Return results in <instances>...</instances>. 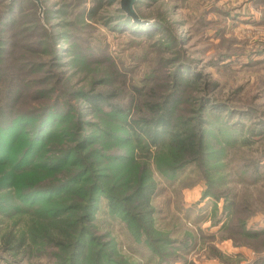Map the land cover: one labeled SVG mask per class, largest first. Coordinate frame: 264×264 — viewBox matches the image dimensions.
<instances>
[{
  "label": "rangeland",
  "instance_id": "rangeland-1",
  "mask_svg": "<svg viewBox=\"0 0 264 264\" xmlns=\"http://www.w3.org/2000/svg\"><path fill=\"white\" fill-rule=\"evenodd\" d=\"M38 2L42 7L33 0H19L9 25L0 31L1 97V86L7 79L15 89H21L20 100L26 98L23 85L30 87L29 98L38 99L39 88L46 87L50 94L43 99L51 102L60 97L65 101L60 109L70 111L71 120L86 117L97 120L100 126L103 122L98 115L103 113L97 114L100 111L91 110L88 100L69 92L89 87L90 81L97 82L96 87L101 89H110L119 82L121 86L126 84V91L131 82L143 87L151 76L148 87L159 96L172 90L173 80L190 77L197 71L206 80L219 83L218 88L209 86L206 90L201 87L202 81L192 83L195 79L182 85L185 97L178 115L190 119L202 115L207 129L205 159L199 166L172 174L174 164L169 162L166 149L158 146H151L152 154L135 163L131 154L125 160L109 159L112 152L126 153L115 145L100 150L102 160L97 157L101 160L97 174L105 187H115L119 196L123 193L121 188L131 190L134 173L144 161L148 163L152 183V222L148 227L153 228L160 242L153 244L152 249L145 240L146 229L139 228L137 221L123 219L102 193L92 231L109 241L119 257H125L124 264H262L264 0H139L136 7L141 21L153 25L152 36L133 34L126 28L130 25L120 26L121 0ZM7 3L8 0H0V13ZM105 77H109L107 86L101 81ZM205 96L228 108L200 104V98ZM130 98L124 97L125 106L133 113L136 108L129 103ZM78 128L69 124L67 132L71 136L63 139L62 147H77L75 138L80 135L76 132H82ZM88 131L85 127L83 132ZM101 135L100 131L99 143ZM107 139L110 144L116 143ZM28 184L20 186L25 188ZM77 186L65 195L53 197L52 202L41 200L33 206L18 200L10 183L1 188L4 200L0 201V264L53 261L54 248L50 245L35 244L27 237L13 253L5 247L2 236L10 231L19 237L33 224H46V217L35 207L72 203L77 197L63 200ZM254 231L258 233L254 235ZM92 259L93 256L87 264Z\"/></svg>",
  "mask_w": 264,
  "mask_h": 264
},
{
  "label": "trees",
  "instance_id": "trees-1",
  "mask_svg": "<svg viewBox=\"0 0 264 264\" xmlns=\"http://www.w3.org/2000/svg\"><path fill=\"white\" fill-rule=\"evenodd\" d=\"M33 1L42 7L38 0ZM138 1L135 0L132 4L134 14L126 11L122 5L118 8L120 12L118 16L123 22L120 26L130 25V28H126L133 34L143 33L152 36L151 30L154 27L141 21L142 15L136 7ZM18 6L19 0H8L7 8L0 13V31L7 28ZM171 37L174 39L172 33ZM178 41L180 42V39ZM62 51L63 49L59 54ZM165 63L168 64V61L165 60ZM3 78H6V74ZM108 78H101L104 85ZM148 79V83L143 87L137 86L135 82H129L131 86L126 91L124 89L127 87L126 84L121 86L119 82L111 85L110 89H101L96 87L97 82L90 81L89 87L69 92L88 100L91 110L100 111L96 112L97 114L103 113L98 115L103 122L100 126L97 120L86 117L78 118V121L71 120L70 111L60 109L65 105V101L60 97L51 102L43 99L50 94L46 87L39 88L40 92L37 95L41 98L38 99L29 98L30 87L23 85L26 98L20 100L21 89H15L9 79L4 80L1 86L4 94L2 97L0 95V107L3 106L0 114V190L6 183H10L17 192L18 200L33 206L36 202H42L41 200L52 202L50 199L65 195L74 185L79 184L63 200L65 202L68 198L77 197L72 203H50L46 208L35 207L41 216L46 217V224L42 222L33 224L31 230L22 232L19 237L10 231L5 232L2 240L8 251L16 253L29 237L35 244H47L54 248V259L50 264H87L91 256L93 259L90 264H124L125 257H119L109 241L92 231V228L96 227L93 222L100 193L109 197L112 210L116 209L117 214L120 213L123 219L127 222L137 221L139 228L146 229L145 240L152 249L153 244L160 242L153 228L148 227L152 222L150 208L152 183L148 163L144 161L140 169L134 173L131 190L126 192L121 188L120 192L123 193L119 196L114 192L115 187H105L97 174V167L101 164L103 156L100 150L115 145L118 149L123 148L126 153L124 155L122 151L112 152L108 155L109 159L125 160L127 154H131L135 163L143 156L147 158L152 154L151 146H158L160 150L166 149L169 162L174 164L170 170L172 174L185 167L199 166L205 159L207 129L204 127L205 120L202 115H195L191 119L178 115L177 110L180 109V103L185 97L182 85H186L189 79H195L192 83L196 80L202 81L201 87L206 90L209 86L218 88L219 83L211 79L206 80L204 74L197 71L190 77L173 80L172 90L157 96L153 92L154 89L148 87L151 86V76ZM126 96L131 97L129 103L136 108L133 113L125 106ZM206 96L200 98V104L206 106L216 104L217 107L228 108L227 105ZM28 99L31 101L28 102ZM64 122L67 127L74 123L82 130L76 132L80 135L75 138L77 147L61 146L63 139L66 141L67 137L71 136ZM85 127L89 129L88 133L83 132ZM100 131L103 137L99 143ZM107 138L116 143H108ZM90 152L92 153L88 155ZM97 157L101 160H97ZM47 178L51 179L41 182ZM38 182L45 184L39 185ZM20 183L29 184L23 188ZM117 183H120V179ZM1 200L4 199L0 195ZM257 233L253 232L254 235ZM164 240L168 242V238ZM96 246L97 249L94 248ZM260 259L264 264V255Z\"/></svg>",
  "mask_w": 264,
  "mask_h": 264
},
{
  "label": "water",
  "instance_id": "water-1",
  "mask_svg": "<svg viewBox=\"0 0 264 264\" xmlns=\"http://www.w3.org/2000/svg\"><path fill=\"white\" fill-rule=\"evenodd\" d=\"M134 1L135 0H121L122 7L129 13L134 14V10L132 8V4Z\"/></svg>",
  "mask_w": 264,
  "mask_h": 264
}]
</instances>
